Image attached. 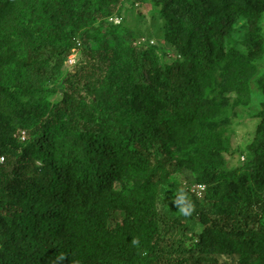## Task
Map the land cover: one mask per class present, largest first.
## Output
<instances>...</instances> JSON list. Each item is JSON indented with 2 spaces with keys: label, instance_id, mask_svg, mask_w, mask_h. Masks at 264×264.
<instances>
[{
  "label": "trees",
  "instance_id": "obj_1",
  "mask_svg": "<svg viewBox=\"0 0 264 264\" xmlns=\"http://www.w3.org/2000/svg\"><path fill=\"white\" fill-rule=\"evenodd\" d=\"M135 1L175 58L109 20L122 0H0V264H264V101L245 158L224 157L264 0ZM76 44L59 92L47 66Z\"/></svg>",
  "mask_w": 264,
  "mask_h": 264
},
{
  "label": "rangeland",
  "instance_id": "obj_2",
  "mask_svg": "<svg viewBox=\"0 0 264 264\" xmlns=\"http://www.w3.org/2000/svg\"><path fill=\"white\" fill-rule=\"evenodd\" d=\"M121 8L122 10L120 13L114 10L113 16L121 17L120 25L129 30L130 38H136L142 42L149 40L147 41L149 44L159 46L160 52L164 51L163 59L168 60L176 57L174 49L159 37H156V29L159 20L156 15L157 13L149 4L135 0H122ZM259 24L260 33L264 38V14L261 17ZM233 28L232 39L237 42L239 49L243 50L244 46L240 43L249 33V23L244 18H238L234 23ZM71 54H73L75 58L74 63L68 62V56ZM81 58V46L76 44V46L72 47L70 52L63 57L60 66L61 68L52 67V64L47 66L48 77L53 84L57 85V88L60 90L59 92L62 90L61 84L63 77L69 72L73 73L74 70L78 69L77 63ZM255 63L256 72L249 80L248 96H238L234 93L226 94L229 98L231 110L229 121L227 123L230 148L229 151L224 154V157L232 166L240 164L245 158L246 145L251 141L258 122L256 113L259 110L261 102L264 101V94L260 91L255 81L256 78L264 72V44L262 55L255 60ZM175 176L178 178L177 183L174 185H165L161 198L166 206L173 204L180 209L181 202L186 195L189 196V193L185 190V186H187L186 178L179 174H176ZM193 185L194 184L191 185V188ZM194 229H198V226L195 225Z\"/></svg>",
  "mask_w": 264,
  "mask_h": 264
},
{
  "label": "built area",
  "instance_id": "obj_3",
  "mask_svg": "<svg viewBox=\"0 0 264 264\" xmlns=\"http://www.w3.org/2000/svg\"><path fill=\"white\" fill-rule=\"evenodd\" d=\"M109 20L112 21L115 24H118L121 21V17L120 16H110ZM137 42L140 43L142 41L138 40ZM68 62L69 63H74L75 62V58H74L73 54L68 56ZM191 190H192V192L195 195L201 196L202 192L204 190V185L200 184V183L194 184L193 187L191 188Z\"/></svg>",
  "mask_w": 264,
  "mask_h": 264
},
{
  "label": "clouds",
  "instance_id": "obj_4",
  "mask_svg": "<svg viewBox=\"0 0 264 264\" xmlns=\"http://www.w3.org/2000/svg\"><path fill=\"white\" fill-rule=\"evenodd\" d=\"M182 211H186V210L182 209Z\"/></svg>",
  "mask_w": 264,
  "mask_h": 264
}]
</instances>
